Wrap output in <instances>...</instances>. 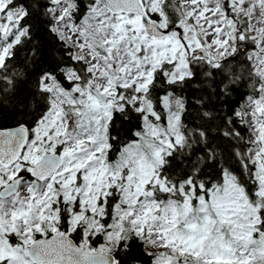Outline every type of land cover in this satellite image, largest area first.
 Segmentation results:
<instances>
[{
    "label": "snow or ice",
    "instance_id": "snow-or-ice-1",
    "mask_svg": "<svg viewBox=\"0 0 264 264\" xmlns=\"http://www.w3.org/2000/svg\"><path fill=\"white\" fill-rule=\"evenodd\" d=\"M37 12L72 50L0 124V264H264V0H0V103ZM249 84L246 147L185 123Z\"/></svg>",
    "mask_w": 264,
    "mask_h": 264
},
{
    "label": "trees",
    "instance_id": "trees-1",
    "mask_svg": "<svg viewBox=\"0 0 264 264\" xmlns=\"http://www.w3.org/2000/svg\"><path fill=\"white\" fill-rule=\"evenodd\" d=\"M40 2L45 3L47 0H40ZM30 23L32 24V39L18 49L15 61L19 70L26 73V78L18 85L17 92L13 98L6 103H0V124L6 127L15 126L18 120L31 121L30 113L41 103L39 97L35 95L34 81L42 71L53 68L62 60L67 61L68 53L72 50L70 45L62 44L60 39L49 31L48 18L42 12H37ZM240 60L243 64H247V61L243 60L242 57ZM244 70V68L241 69V71ZM254 82L255 78L252 80V83ZM251 91V84L239 88L233 93L230 106L222 104L215 98H211L206 100L204 108L197 112L191 100L192 95H199V92L188 89L185 94L189 97V108L185 116V123L190 127H211L213 137L217 136L216 128L218 126L221 131L226 130V128H233L235 131L240 132L244 138L243 141L220 137L214 139V143L219 144L222 139L230 140L236 146L232 151L240 150L246 147L244 141L248 139V129L240 123L239 118L233 113L241 109L243 103L247 101V94H251ZM205 110L211 115L204 117L203 112ZM229 119L231 123H229ZM202 150V148H197L198 154ZM206 171L214 174V170L211 168L206 169ZM145 253L146 250L143 243L136 241L130 249V255L124 257L126 264H150V258Z\"/></svg>",
    "mask_w": 264,
    "mask_h": 264
},
{
    "label": "rangeland",
    "instance_id": "rangeland-1",
    "mask_svg": "<svg viewBox=\"0 0 264 264\" xmlns=\"http://www.w3.org/2000/svg\"><path fill=\"white\" fill-rule=\"evenodd\" d=\"M69 45H70V44H69ZM246 104H247V101H245V102L243 103L242 107H243V106H245ZM242 107H241V108H242ZM248 135H249V133H248ZM142 243H143V242H142ZM143 245H144V243H143ZM144 248H145V250H146V252H147V251H148V249L146 248V246H145V245H144Z\"/></svg>",
    "mask_w": 264,
    "mask_h": 264
}]
</instances>
